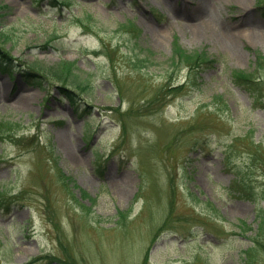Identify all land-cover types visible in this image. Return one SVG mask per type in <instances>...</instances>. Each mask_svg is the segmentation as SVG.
Instances as JSON below:
<instances>
[{
  "label": "rangeland",
  "instance_id": "1",
  "mask_svg": "<svg viewBox=\"0 0 264 264\" xmlns=\"http://www.w3.org/2000/svg\"><path fill=\"white\" fill-rule=\"evenodd\" d=\"M257 53L264 0H0V264H264V80L230 75Z\"/></svg>",
  "mask_w": 264,
  "mask_h": 264
},
{
  "label": "trees",
  "instance_id": "2",
  "mask_svg": "<svg viewBox=\"0 0 264 264\" xmlns=\"http://www.w3.org/2000/svg\"><path fill=\"white\" fill-rule=\"evenodd\" d=\"M48 2L53 5V6H57L59 3H63L65 2V0H48ZM123 28L125 27V29H132L133 24L131 22H127L126 24H123L122 26ZM148 52V50L146 51ZM145 57H147V60H149V58L152 55V52L149 51L148 55L147 53L144 54ZM144 57V58H145ZM170 61L169 62V67H175L177 68L182 67V66H188L191 74H194L195 78H197V75H195L194 71L201 72L203 69L207 68L208 66L212 65L214 62L219 61V59L215 56H211L209 54H207L206 51L204 50H200V51H196V50H192L189 51L185 48H183L179 43L177 42H173V47H172V55L169 57ZM144 61V59H142ZM0 69L3 68V62L2 60L0 61ZM220 62V61H219ZM149 65H152L153 63L155 64L154 59L153 60H149ZM57 69L56 68H51L49 70H46L47 75L53 77L55 80L60 81L64 84H62V86L59 87L60 90L64 91V94L70 98V103H75L78 102V100L73 97L74 92L71 91L70 89L66 88L67 85H73L75 87L78 88H86L85 91L86 92H90V88L85 87V85H83L81 87V85L79 84V75L75 72L74 66H75V62H71V61H66V60H61L57 63ZM34 69V68H33ZM32 69H28V70H24V75H26L27 77H32V78H37L38 73H36L35 71L31 72ZM10 73V71H9ZM230 75L232 76V79L234 81H240L241 84H245L250 82V84H248V86H251L252 83H255L256 86L254 88H256L254 90L253 86V90L255 91V93H259V91H261L260 85L261 82L264 80V57L261 56L259 53H257L256 55V62L253 66V71L251 72H245L243 70L240 69H233L230 70ZM254 75V76H253ZM253 77V78H251ZM39 82V81H37ZM195 84V82H194ZM174 88L172 90L174 91H179L182 90L183 87V83L182 84H178L173 86ZM247 87V86H246ZM203 106V105H201ZM200 111V109L197 110V112ZM62 179V178H61ZM65 181V180H64ZM68 183V182H67ZM243 185V184H242ZM83 197H87V199H89L91 204H94L95 199L90 197L89 195H87L86 193H82ZM247 199V198H246ZM195 202L199 203L200 200L198 198L195 197ZM205 202H203L204 205ZM207 211V210H206ZM243 223L244 221H239L236 225V227H238L239 232H243L244 233V227H243ZM249 238L251 239L252 243H253V235H249ZM253 248V244H251V246L246 249L245 251V258L247 260V264H248V260L250 259V253L252 251Z\"/></svg>",
  "mask_w": 264,
  "mask_h": 264
},
{
  "label": "bare ground",
  "instance_id": "3",
  "mask_svg": "<svg viewBox=\"0 0 264 264\" xmlns=\"http://www.w3.org/2000/svg\"><path fill=\"white\" fill-rule=\"evenodd\" d=\"M236 1H244V0H236ZM210 19L207 18V19H204L202 18V21H200L197 25L198 28H202V29H211L213 28L209 23ZM209 24V25H208ZM220 35H223V38L225 40V42H227L228 44H231L230 41H231V37L233 34L229 33V32H223L221 33ZM253 36V35H252Z\"/></svg>",
  "mask_w": 264,
  "mask_h": 264
}]
</instances>
